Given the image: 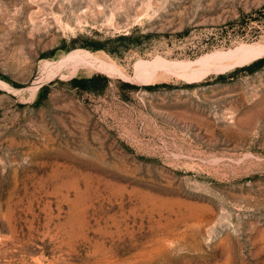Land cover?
I'll use <instances>...</instances> for the list:
<instances>
[{
    "label": "rangeland",
    "instance_id": "1",
    "mask_svg": "<svg viewBox=\"0 0 264 264\" xmlns=\"http://www.w3.org/2000/svg\"><path fill=\"white\" fill-rule=\"evenodd\" d=\"M263 53L264 0H0V264H264Z\"/></svg>",
    "mask_w": 264,
    "mask_h": 264
},
{
    "label": "trees",
    "instance_id": "2",
    "mask_svg": "<svg viewBox=\"0 0 264 264\" xmlns=\"http://www.w3.org/2000/svg\"><path fill=\"white\" fill-rule=\"evenodd\" d=\"M264 63V53L262 55H259L255 58H253L252 60H250L249 62L245 63V64H241L240 67L243 68H247L248 70L253 69V67L255 66H259L261 64ZM236 67H234L235 69ZM106 79V77L104 75H100V74H93L91 76H82V77H72V81L81 85V86H94L95 83L98 79Z\"/></svg>",
    "mask_w": 264,
    "mask_h": 264
}]
</instances>
